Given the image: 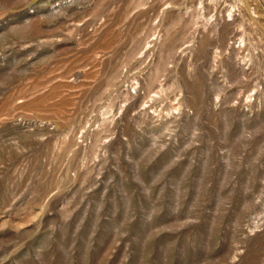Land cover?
Returning <instances> with one entry per match:
<instances>
[{
  "label": "rangeland",
  "instance_id": "obj_1",
  "mask_svg": "<svg viewBox=\"0 0 264 264\" xmlns=\"http://www.w3.org/2000/svg\"><path fill=\"white\" fill-rule=\"evenodd\" d=\"M0 264H264V0H0Z\"/></svg>",
  "mask_w": 264,
  "mask_h": 264
}]
</instances>
